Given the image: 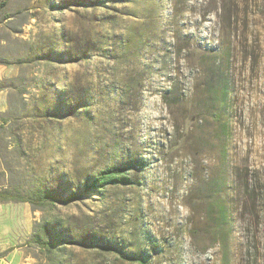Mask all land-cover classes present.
<instances>
[{
    "label": "rangeland",
    "instance_id": "rangeland-1",
    "mask_svg": "<svg viewBox=\"0 0 264 264\" xmlns=\"http://www.w3.org/2000/svg\"><path fill=\"white\" fill-rule=\"evenodd\" d=\"M44 189L81 196L0 198L14 264H264V0H0V193Z\"/></svg>",
    "mask_w": 264,
    "mask_h": 264
},
{
    "label": "trees",
    "instance_id": "trees-1",
    "mask_svg": "<svg viewBox=\"0 0 264 264\" xmlns=\"http://www.w3.org/2000/svg\"><path fill=\"white\" fill-rule=\"evenodd\" d=\"M225 93H227L225 91ZM226 95H224V98ZM226 100V99H224ZM225 107V101H224ZM128 169L124 166H115L101 170L96 178H94L84 188L85 193L100 192L107 185L111 184H129L131 181L127 177ZM80 193L70 191L68 195H61L51 189L39 190L35 195L30 197L15 196L9 193H0V198L3 200H13L17 202L30 203L34 208L39 209L43 205L55 206L56 204H67L75 202ZM65 222L51 217L44 218L43 223H38L34 229V234L27 244L37 246L42 252H45L47 257L51 260L56 252L64 251L68 245L75 244L79 241L78 233L73 228H65ZM90 248L97 249L103 252H112V249L99 244H93ZM57 256V255H56ZM123 260L133 264H147L145 257H131L120 255ZM54 264H63V260L55 258Z\"/></svg>",
    "mask_w": 264,
    "mask_h": 264
},
{
    "label": "crops",
    "instance_id": "crops-1",
    "mask_svg": "<svg viewBox=\"0 0 264 264\" xmlns=\"http://www.w3.org/2000/svg\"><path fill=\"white\" fill-rule=\"evenodd\" d=\"M9 254L6 256H0V264H14V249L12 247H10L9 249ZM7 249H3L2 251L0 250V252H6L8 251ZM12 251V252H11Z\"/></svg>",
    "mask_w": 264,
    "mask_h": 264
}]
</instances>
